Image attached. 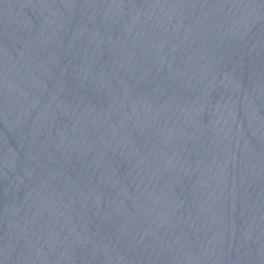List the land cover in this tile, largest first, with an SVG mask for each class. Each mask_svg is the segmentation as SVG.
I'll return each instance as SVG.
<instances>
[{
  "label": "water",
  "instance_id": "95a60500",
  "mask_svg": "<svg viewBox=\"0 0 264 264\" xmlns=\"http://www.w3.org/2000/svg\"><path fill=\"white\" fill-rule=\"evenodd\" d=\"M0 264H264V0H0Z\"/></svg>",
  "mask_w": 264,
  "mask_h": 264
}]
</instances>
